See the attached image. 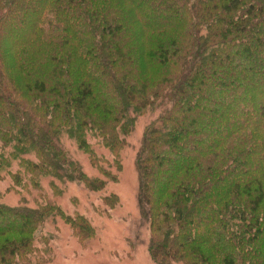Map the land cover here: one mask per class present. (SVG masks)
<instances>
[{
	"label": "trees",
	"instance_id": "1",
	"mask_svg": "<svg viewBox=\"0 0 264 264\" xmlns=\"http://www.w3.org/2000/svg\"><path fill=\"white\" fill-rule=\"evenodd\" d=\"M151 113L152 260L264 264V0H0V178L101 190L65 136L97 161L88 136L113 150ZM53 212L0 202V264H32Z\"/></svg>",
	"mask_w": 264,
	"mask_h": 264
},
{
	"label": "rangeland",
	"instance_id": "2",
	"mask_svg": "<svg viewBox=\"0 0 264 264\" xmlns=\"http://www.w3.org/2000/svg\"><path fill=\"white\" fill-rule=\"evenodd\" d=\"M156 118L154 113L141 116L133 130L119 133L123 139L113 150L101 137L88 136L100 162L65 136L69 157L89 178L105 182L101 190L91 189L79 177L69 184L48 176L39 184L25 179L17 185L7 172L1 175L0 202L11 207L53 206L55 211L54 219L36 232L32 264H157L149 252L150 231L141 218L136 167L147 125ZM9 171L15 174L17 169L13 165Z\"/></svg>",
	"mask_w": 264,
	"mask_h": 264
}]
</instances>
